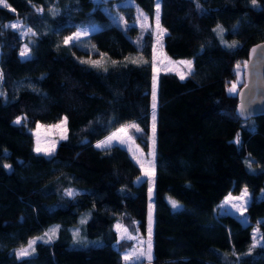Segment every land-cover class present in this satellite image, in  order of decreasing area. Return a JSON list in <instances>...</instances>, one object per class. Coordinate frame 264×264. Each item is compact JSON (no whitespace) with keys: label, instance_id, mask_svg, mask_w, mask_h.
Here are the masks:
<instances>
[{"label":"trees","instance_id":"obj_1","mask_svg":"<svg viewBox=\"0 0 264 264\" xmlns=\"http://www.w3.org/2000/svg\"><path fill=\"white\" fill-rule=\"evenodd\" d=\"M131 1L150 20L158 12L165 53L192 59L187 76L160 73L154 89L153 39L132 27L130 7L123 17L110 0H0V264H123L131 241L117 239L115 223L140 228L132 210L149 184L138 182L125 149L94 146L121 126L186 200L153 198L151 235L168 245L142 264H264V116L240 119L238 92H227L236 65L244 69L250 47L264 41V0ZM15 19L34 31L26 59L24 40L5 26ZM97 58L105 65L86 61ZM62 117L65 138L50 156L35 152L36 123ZM243 188L252 195L248 223L216 213ZM53 225L50 241L18 255Z\"/></svg>","mask_w":264,"mask_h":264},{"label":"rangeland","instance_id":"obj_2","mask_svg":"<svg viewBox=\"0 0 264 264\" xmlns=\"http://www.w3.org/2000/svg\"><path fill=\"white\" fill-rule=\"evenodd\" d=\"M108 1V0H103ZM110 6L113 12H117L124 17V12H127V7L132 9L131 25L137 31L150 33L153 39L151 49L150 64L153 72V86L155 89L157 75L160 73H173L180 78L187 76L192 70V59H171L163 50L161 45V37L165 31L159 23L158 12L150 20L138 8H136L131 0H110ZM1 4H5L3 1ZM15 30L24 42L19 51V57L26 59L29 57V40L28 36L34 34V31L20 19L8 21L5 24ZM98 28V25H81L76 31L65 38L66 43L81 39L91 31ZM129 60L139 62L141 58L137 55L132 56ZM89 64L95 66H103L106 61L103 58L86 59ZM235 76L230 81L227 87V92L236 94L238 86L243 81V67L238 65L235 67ZM25 117L19 116L14 120V123L20 124L24 122ZM156 121V101L152 98V110L150 113V123L154 129ZM133 125V124H131ZM66 120L64 117L55 123H41L37 122L35 128L32 130L34 150L39 154L50 156L59 140L66 136ZM154 134L150 136V143L154 145ZM117 145L125 149L131 159L140 168L141 174L139 181H147L149 184V191L147 195L138 197V205L132 210L133 213L141 215V226L134 232L128 230L122 225L120 221L115 223V231L117 239H127L131 241L129 248L122 252L123 264H142L148 263L152 260L154 255L163 258L167 249V240L159 236L153 237L151 235L152 214H153V198L165 197L171 202L174 207L186 202L179 191L171 186L164 174L156 167L152 161V153L144 150L135 142L131 135L127 132L125 126L118 127L110 132L105 137L99 139L94 143L98 149H105L110 146ZM152 149V146H151ZM261 194V193H260ZM252 195L249 190L243 188L238 194L229 193L218 204L216 213H230L240 220L243 224L248 223L246 215V207L250 202ZM146 206L142 208V204ZM56 232V226L53 225L46 229L41 235L32 239L25 247L20 248L17 253L20 256L27 255L31 251L34 241L48 242L52 239ZM75 232L79 234V229ZM252 236L254 244L258 242L259 228L254 226L252 229ZM261 241V239H260ZM262 242V241H261ZM155 253V254H154Z\"/></svg>","mask_w":264,"mask_h":264},{"label":"water","instance_id":"obj_3","mask_svg":"<svg viewBox=\"0 0 264 264\" xmlns=\"http://www.w3.org/2000/svg\"><path fill=\"white\" fill-rule=\"evenodd\" d=\"M236 113L240 119L264 116V41L250 47Z\"/></svg>","mask_w":264,"mask_h":264}]
</instances>
